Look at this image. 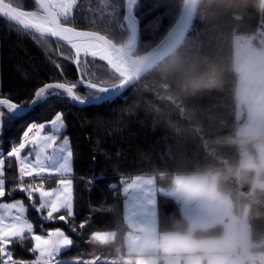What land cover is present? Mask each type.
<instances>
[{
	"label": "trees",
	"instance_id": "16d2710c",
	"mask_svg": "<svg viewBox=\"0 0 264 264\" xmlns=\"http://www.w3.org/2000/svg\"><path fill=\"white\" fill-rule=\"evenodd\" d=\"M185 1L136 0L133 16L139 22L137 56L153 52L172 34ZM12 2L27 9L35 7L34 0ZM78 9L76 23L81 28L100 30L118 45L129 40L124 19L127 0H79ZM261 30H264L261 0H236L233 4L202 0L195 24L182 47L113 103L80 108L67 100H56L36 107L22 120L6 117L0 133L5 151L14 139H19L26 122H44L57 111L64 113L66 128L61 136L70 139L74 153V216L67 223L42 221V214L29 206L24 193L17 191L4 200H24L27 217L37 234L59 228L73 239L70 250L62 251V261L71 264L77 259L91 258L89 254L95 251L103 254L109 264H129L133 254L124 245L129 225L125 219L127 194L123 186L130 178L154 176L159 185L167 188L175 175L192 174L209 167L224 169L241 162V138L237 132L246 116L238 118L239 76L235 69L234 40L237 35H246L254 37L260 46L257 36ZM58 51L55 43L50 42L48 47L34 41L0 18V93L27 106L33 91L50 77L60 81L63 76L69 82L76 81V66L60 58ZM49 59L58 60L63 71L57 72ZM88 60L89 67L81 75L93 79L113 75L104 62ZM209 68L215 70L220 86L187 94L183 89L185 80ZM77 91L85 94L84 88ZM225 138L235 143H225ZM247 147L256 155L252 144ZM9 172L16 174L15 164ZM56 179L49 178L48 187L57 186ZM113 184L116 188H112ZM225 186L231 189L235 210L241 215L243 205L251 201L249 186L234 179ZM85 221L86 227L80 229L79 224ZM158 222L160 232L183 233L189 227L179 203L164 194L158 197ZM247 222L251 228L250 252L259 261V257H264V202L253 206ZM95 231L114 232L115 236L109 242L96 239L91 242ZM221 233L222 228L217 225L197 229L193 235L205 238ZM32 243L30 239L24 241L26 246ZM14 247L18 257L33 258L26 248L19 244Z\"/></svg>",
	"mask_w": 264,
	"mask_h": 264
},
{
	"label": "snow or ice",
	"instance_id": "6c2138e0",
	"mask_svg": "<svg viewBox=\"0 0 264 264\" xmlns=\"http://www.w3.org/2000/svg\"><path fill=\"white\" fill-rule=\"evenodd\" d=\"M135 3L136 0H128L124 17L129 38L134 37L137 31V21L133 18ZM34 6V9H27L15 6L12 0H0V17L5 18L18 33L28 34L34 41L48 47L50 42L55 43L59 49L57 55L76 66L77 80L69 82L61 76V80L57 81L50 77L33 91L27 106L0 93V133L6 117L8 120H22L36 107L56 100L79 105L110 104L121 98L125 89L127 65L123 43L118 46L100 30L81 28L76 23V13L80 11L78 0H34ZM64 48L68 51H63ZM88 58H92L91 62L97 59L106 62L113 75L95 79L81 75L89 67ZM49 63L57 72L63 71V65L58 60L49 59ZM78 88H84L85 94H79ZM65 128L64 113L57 111L48 121L26 122L19 139H14L6 151L2 149L3 138L0 135V264H69L60 256L63 250H70L73 239L59 228L37 234L26 215L28 209L24 200H4L17 191L24 193L29 206L42 214V221L67 223L68 218L74 216V153L66 136L58 147H54L60 139L59 133ZM13 164L16 167L14 175L9 172ZM53 176L58 177V186L45 187ZM111 186L116 188L115 184ZM132 203L130 200L129 205L132 206ZM86 223L81 222L79 228L84 229ZM72 230L76 231L75 228ZM95 233L91 235V242L99 238ZM27 239L33 241L30 246L24 244ZM17 244L32 253L33 258L18 257L14 247ZM89 255L91 258L77 259L71 264H109L101 253L94 251Z\"/></svg>",
	"mask_w": 264,
	"mask_h": 264
},
{
	"label": "crops",
	"instance_id": "0c3cea01",
	"mask_svg": "<svg viewBox=\"0 0 264 264\" xmlns=\"http://www.w3.org/2000/svg\"><path fill=\"white\" fill-rule=\"evenodd\" d=\"M190 175L174 176L170 187H180L179 192H168L169 187L159 185L157 179L150 175L130 178L127 181L128 190L125 189V185L123 186L127 198L130 192L134 193L130 200L133 202L135 215L133 220L131 217L126 219L129 232L124 241L126 251L133 254L131 260L136 264H143L145 259L151 260L154 264H246L252 246L249 223L242 219V214L237 213L235 207L229 215L226 214L224 207L196 197L198 189L189 182ZM132 186L133 191L130 190ZM160 194L170 196L179 203L189 226L209 229L220 225L221 235L205 238H196L193 235L192 240H187L176 237L174 234L178 232H160L158 222ZM175 194L177 198L173 197ZM227 229H233L231 238L222 246L209 248L208 257L204 258L197 242L218 240ZM114 236L115 234L109 241H112ZM232 248H235V252L229 251ZM226 251H229L228 255H225Z\"/></svg>",
	"mask_w": 264,
	"mask_h": 264
},
{
	"label": "clouds",
	"instance_id": "9594fccd",
	"mask_svg": "<svg viewBox=\"0 0 264 264\" xmlns=\"http://www.w3.org/2000/svg\"><path fill=\"white\" fill-rule=\"evenodd\" d=\"M221 4H233L236 0H218ZM264 4V0H261ZM220 86V81L215 74V70L209 68L207 71L190 75L183 84V89L187 94L195 95L205 89H213ZM264 119V115H258L254 123ZM237 135H241L237 132ZM245 139L240 141V147L245 150V157L239 164L227 166L224 169L205 168L201 171L192 173L189 176V182L195 186L198 191L195 196L201 198L210 204H218L226 209V214H231L234 207L231 197L232 191L225 185L231 180H235L242 185L249 186L251 194L250 203L243 205L242 219L247 220L248 213L254 205L264 202V126L255 127L243 133ZM225 143H235L231 138H225ZM252 144L256 150V155L252 156L247 151V145ZM254 174V175H253ZM196 227L190 225L183 233H175L176 237L192 240ZM233 229H227L222 237L214 241H199V250L204 258L208 257L209 248L224 245L232 236ZM235 252V248L229 250ZM225 252V255L229 254ZM129 264H134L129 260Z\"/></svg>",
	"mask_w": 264,
	"mask_h": 264
},
{
	"label": "rangeland",
	"instance_id": "374dc122",
	"mask_svg": "<svg viewBox=\"0 0 264 264\" xmlns=\"http://www.w3.org/2000/svg\"><path fill=\"white\" fill-rule=\"evenodd\" d=\"M257 39L259 40L260 46H258L254 42V37L246 35H237L235 36L234 40L235 69L239 76L237 91L239 105L238 118H242L243 114H245L246 116L245 122L242 123L238 129V132L241 133V135H238L241 138L240 141H243L245 139V136L243 135L244 132L255 127L264 126V119L260 120L257 123H254V120L258 115H264V30L260 31V34L259 36H257ZM131 40H133V37L129 38V40L125 44H123V46L127 47L128 43ZM63 130H61V132L59 133L60 139L57 140L56 145H54V147H58L62 143V140L65 137L61 136ZM69 147L72 149L71 141ZM49 151H51V149ZM247 151L250 155L255 156L248 147ZM241 156V160L246 158L245 150L242 148ZM55 178L58 179V177ZM124 185L125 189L128 190L129 183L126 182ZM45 187H48V182L45 184ZM130 190H134L133 186ZM131 197H134L133 192H130L129 198H127L125 201V219L131 217V220H133L135 210L132 208V206L129 205V200ZM173 197L177 198V195L175 194L173 195ZM114 234V232L95 233V235L99 237L96 240L102 242L111 240ZM259 258L260 260L257 261V258L253 256L251 252L247 255V261L249 264H264V257ZM143 264L154 263L151 260L145 259L143 261Z\"/></svg>",
	"mask_w": 264,
	"mask_h": 264
},
{
	"label": "water",
	"instance_id": "95a60500",
	"mask_svg": "<svg viewBox=\"0 0 264 264\" xmlns=\"http://www.w3.org/2000/svg\"><path fill=\"white\" fill-rule=\"evenodd\" d=\"M201 1L202 0H186L182 15L172 34L161 44L159 48L149 53L148 55L142 57L137 56V51L139 47V22L133 16V18L138 23V29L135 34L136 41H135L134 50L129 51L128 49H126V46L124 47L126 52L127 71L125 77V81H126L125 89L122 91V94H124L132 86L136 85L142 78H144L147 74H149L154 68H156L158 65L163 63L166 59H168L171 55H173L182 47L189 32L192 30L195 24ZM127 4H128V0H127ZM0 18L7 21L3 17ZM104 63L106 64V62ZM73 105L80 108L91 106L87 104L79 105L75 103H73Z\"/></svg>",
	"mask_w": 264,
	"mask_h": 264
},
{
	"label": "bare ground",
	"instance_id": "6f19581e",
	"mask_svg": "<svg viewBox=\"0 0 264 264\" xmlns=\"http://www.w3.org/2000/svg\"><path fill=\"white\" fill-rule=\"evenodd\" d=\"M137 29H138V23H137ZM137 32V31H136ZM135 41H136V38L135 36L133 37V40H131L130 43H128L126 49H128L129 51H133L134 50V47H135Z\"/></svg>",
	"mask_w": 264,
	"mask_h": 264
},
{
	"label": "built area",
	"instance_id": "2783aa9c",
	"mask_svg": "<svg viewBox=\"0 0 264 264\" xmlns=\"http://www.w3.org/2000/svg\"><path fill=\"white\" fill-rule=\"evenodd\" d=\"M168 192L172 193V192H178L180 190V187L178 186H173V187H169Z\"/></svg>",
	"mask_w": 264,
	"mask_h": 264
},
{
	"label": "flooded vegetation",
	"instance_id": "af4514ba",
	"mask_svg": "<svg viewBox=\"0 0 264 264\" xmlns=\"http://www.w3.org/2000/svg\"><path fill=\"white\" fill-rule=\"evenodd\" d=\"M130 42H131V41H130ZM130 42H129V43H130Z\"/></svg>",
	"mask_w": 264,
	"mask_h": 264
}]
</instances>
